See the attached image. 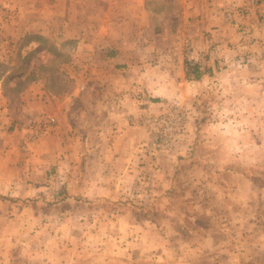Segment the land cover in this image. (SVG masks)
I'll return each mask as SVG.
<instances>
[{
    "label": "rangeland",
    "instance_id": "rangeland-1",
    "mask_svg": "<svg viewBox=\"0 0 264 264\" xmlns=\"http://www.w3.org/2000/svg\"><path fill=\"white\" fill-rule=\"evenodd\" d=\"M181 2H145L142 23L156 20L147 64L121 68L105 57L110 47L86 49L73 32L13 28L12 1L0 0V139H11L14 114L34 96L67 106L77 111L67 146L81 178L68 184L53 170L29 193L0 188V237L12 211L24 224L18 241L0 238V264H264V43H248L264 36V0H215L210 15L197 2L195 32ZM73 3L85 11L94 2ZM219 24L248 46L225 52ZM227 54V64L213 63ZM120 74L140 111L131 123L113 95ZM123 118L136 129L124 139ZM106 152L94 177L91 164Z\"/></svg>",
    "mask_w": 264,
    "mask_h": 264
},
{
    "label": "crops",
    "instance_id": "crops-1",
    "mask_svg": "<svg viewBox=\"0 0 264 264\" xmlns=\"http://www.w3.org/2000/svg\"><path fill=\"white\" fill-rule=\"evenodd\" d=\"M11 1L13 10L11 23L13 28L19 29L22 26L30 27L31 29L38 30L42 36L46 37L53 29L57 30L59 33H62V31H65V33L73 32L77 35L75 37L77 43H84L86 45V49L91 47L89 44H92V48H97L98 46H101L100 48L110 47L107 54H105V57L111 58L116 65H120L121 68H124L125 65L131 66L137 64H147L148 55L145 54V51L147 49H151V46L147 45L149 37H147L146 34L151 31V27H155L156 20L153 19L151 23H149L151 24L150 26L142 23V19H145V16L143 15L145 2L165 0H89L94 2L92 4L97 3L101 8L99 9L97 6H93L90 3L88 8L91 6V9H84L85 11L75 8L73 3L74 1L76 2L82 0ZM168 1L175 2V4L171 6L182 8L184 4H182L181 1L185 0ZM213 1L215 0H188L186 10L189 12L188 17L192 20L191 26H188L192 27L191 32H195L194 18L197 16L196 10L200 8V5H197V2H204L205 15H210L213 8H215V6L211 4ZM244 1L246 3V0H243V2ZM51 5L53 10L52 12ZM219 12L222 11L220 10ZM149 14H151V12H148L146 15L147 18L149 17ZM252 14H256L257 16L261 15V13H257L254 7H249V15ZM53 18L55 19L53 22L58 20L62 22L61 29H59L58 25L52 24L50 20H53ZM91 21H93V23H91ZM220 21L223 22V19H220ZM182 22L185 21L183 20ZM103 23L104 25H102ZM188 23L190 22L188 21ZM220 25L221 24H219V26ZM249 27L250 28H248V30L250 31V34L257 35L258 32L255 26L253 24H249ZM205 29L206 28H203V31H205ZM213 33L216 35L217 32ZM218 33L220 35L219 42L221 43V46L224 47V51L227 53L235 52L236 50L244 49L248 46L245 45L243 40L239 42V37L234 39L231 38L234 31L227 25L220 26ZM152 34H154V32ZM257 37H260V41L255 39L253 41H249L248 43L255 42V45L258 44L259 46L264 43V36ZM232 42L237 44L235 47L236 50L234 51L230 46H226L229 45L228 43ZM249 46L253 48V43L249 44ZM230 57L231 56L227 54L223 56V61L222 59H218L214 60L213 63L227 64ZM155 63H157L156 60ZM182 64L183 66L185 65V58H183ZM209 65L210 64H206L205 61H202L200 64L197 63L198 69L206 70V68H208L211 72ZM121 72L123 73L125 70L123 69ZM119 76L120 82L117 83L115 88H113V95L117 98V100L119 99V102H121L119 103V108L121 109L118 112L119 116L124 115L125 118H128L127 121L130 120L131 123L133 122V118L134 120L135 117L138 119L137 113H140V111L136 108L133 102L131 103L130 97L128 98V96H130V92L126 93L127 91H131L133 86L131 82L129 85L126 84V82H128L127 79L129 78L125 77L123 80L122 76H124V74H120ZM201 76L202 80H205L208 77L205 74ZM34 97L31 101H29L27 110H25V107L23 108L24 112L14 114L12 118L14 120L10 124L11 128L14 124L11 139L8 142H6L7 138L0 139V188H22L21 192L25 191V193H29L30 188H43L45 178L53 170L60 171V173H62L60 177L68 184L81 180V178L77 179L78 175H74L71 171V168L74 171V169L79 166L71 165L73 160L70 159V156L72 154H69L70 148L67 146V142H70V140H68L69 132H71L72 127L75 125V122H77V111H74L67 106L54 108V105L51 104L47 97H44V103H41L42 101L40 99H34ZM121 98H123V100ZM150 104L159 105L160 102L157 103L156 101L155 103L153 102ZM56 106L58 105L56 104ZM34 107L38 109L32 110ZM158 107L159 106H157V108ZM92 108V110L96 112L98 107L93 106ZM24 113H28V115ZM44 114H48L55 119L52 131L40 134L35 139H28L30 129L26 128V123L29 120H38ZM124 120L126 119L123 118V120L121 119V122L118 121V123L125 125L127 130V132L124 131L121 134L122 139L126 136L131 137L130 134L135 135L136 131V129H133L131 125H128ZM17 121L18 123H15ZM0 124H3V122H0ZM129 128L130 130H128ZM137 128L139 129L138 132L140 135L137 138L144 140L146 138V131L140 125L137 126ZM129 142L132 143V140H129ZM98 149H100L99 146L95 147L94 150L99 152ZM115 153L116 152H113V154ZM55 156L58 157V160ZM110 157L109 152H106L102 154V157L98 156L97 161L95 160L92 162V170L95 168L99 169L93 172L94 177L99 178L100 172L104 171L102 168L104 161L106 160L108 163L110 161ZM62 165H65L66 171L62 170ZM105 170L108 172V165H106ZM95 183L96 180L93 181L92 188H99L97 183ZM81 184L83 185V183ZM20 215L21 214H19L18 211H12L10 216L11 218L6 217L9 222V227L8 230L3 232V238L7 239L8 234L11 233L13 235L12 239L18 241L17 237L20 232L19 227L24 228V224L19 221ZM26 233H28V231ZM0 238L3 239L2 237Z\"/></svg>",
    "mask_w": 264,
    "mask_h": 264
},
{
    "label": "built area",
    "instance_id": "built-area-1",
    "mask_svg": "<svg viewBox=\"0 0 264 264\" xmlns=\"http://www.w3.org/2000/svg\"><path fill=\"white\" fill-rule=\"evenodd\" d=\"M254 1H262V0H254ZM151 121V118H147L144 120L145 124H148ZM55 123L54 117L44 114L38 120H33L29 122L28 129H30V133L28 134V139L32 140L38 137L40 134L47 132Z\"/></svg>",
    "mask_w": 264,
    "mask_h": 264
}]
</instances>
